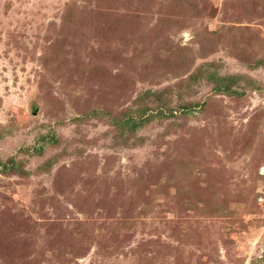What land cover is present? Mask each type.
Returning <instances> with one entry per match:
<instances>
[{
	"label": "rangeland",
	"instance_id": "374dc122",
	"mask_svg": "<svg viewBox=\"0 0 264 264\" xmlns=\"http://www.w3.org/2000/svg\"><path fill=\"white\" fill-rule=\"evenodd\" d=\"M0 264H264V0H0Z\"/></svg>",
	"mask_w": 264,
	"mask_h": 264
}]
</instances>
